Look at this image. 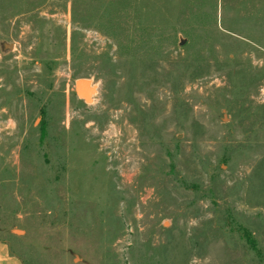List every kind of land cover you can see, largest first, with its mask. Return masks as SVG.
<instances>
[{"label": "rangeland", "instance_id": "374dc122", "mask_svg": "<svg viewBox=\"0 0 264 264\" xmlns=\"http://www.w3.org/2000/svg\"><path fill=\"white\" fill-rule=\"evenodd\" d=\"M0 242L264 264V0H0Z\"/></svg>", "mask_w": 264, "mask_h": 264}, {"label": "water", "instance_id": "95a60500", "mask_svg": "<svg viewBox=\"0 0 264 264\" xmlns=\"http://www.w3.org/2000/svg\"><path fill=\"white\" fill-rule=\"evenodd\" d=\"M89 81L87 79H78L74 83V94L76 97L84 102L88 101L91 94H93L94 89L91 87L89 89Z\"/></svg>", "mask_w": 264, "mask_h": 264}, {"label": "crops", "instance_id": "0c3cea01", "mask_svg": "<svg viewBox=\"0 0 264 264\" xmlns=\"http://www.w3.org/2000/svg\"><path fill=\"white\" fill-rule=\"evenodd\" d=\"M0 264H22L21 261L12 255L6 244L0 242Z\"/></svg>", "mask_w": 264, "mask_h": 264}, {"label": "trees", "instance_id": "16d2710c", "mask_svg": "<svg viewBox=\"0 0 264 264\" xmlns=\"http://www.w3.org/2000/svg\"><path fill=\"white\" fill-rule=\"evenodd\" d=\"M246 238H247V241L249 242V244L252 246V249H255V243L254 241L250 238L249 234L246 233Z\"/></svg>", "mask_w": 264, "mask_h": 264}, {"label": "bare ground", "instance_id": "6f19581e", "mask_svg": "<svg viewBox=\"0 0 264 264\" xmlns=\"http://www.w3.org/2000/svg\"><path fill=\"white\" fill-rule=\"evenodd\" d=\"M91 88V86H89V89ZM93 94H94V91H93ZM91 94V96L93 95ZM91 102V97H89L88 101H86V103H90Z\"/></svg>", "mask_w": 264, "mask_h": 264}]
</instances>
